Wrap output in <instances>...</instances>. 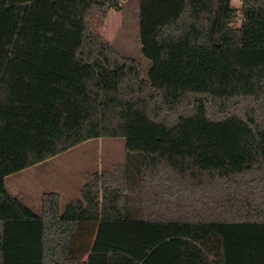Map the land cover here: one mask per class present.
I'll use <instances>...</instances> for the list:
<instances>
[{
  "label": "trees",
  "instance_id": "trees-1",
  "mask_svg": "<svg viewBox=\"0 0 264 264\" xmlns=\"http://www.w3.org/2000/svg\"><path fill=\"white\" fill-rule=\"evenodd\" d=\"M127 1L0 0V264H264V0H140L147 79L100 32ZM118 137L63 209L6 187Z\"/></svg>",
  "mask_w": 264,
  "mask_h": 264
},
{
  "label": "rangeland",
  "instance_id": "rangeland-1",
  "mask_svg": "<svg viewBox=\"0 0 264 264\" xmlns=\"http://www.w3.org/2000/svg\"><path fill=\"white\" fill-rule=\"evenodd\" d=\"M231 4L233 7L242 5L238 0H232ZM139 12L140 0H128L121 10L110 11L100 32L122 55L137 59L147 79L152 62L142 51ZM125 158L124 138L92 139L41 165L9 175L5 184L9 192L38 213L42 211L45 193L65 189L63 209L68 201L80 196V180L86 181L92 172L123 163Z\"/></svg>",
  "mask_w": 264,
  "mask_h": 264
},
{
  "label": "crops",
  "instance_id": "crops-1",
  "mask_svg": "<svg viewBox=\"0 0 264 264\" xmlns=\"http://www.w3.org/2000/svg\"><path fill=\"white\" fill-rule=\"evenodd\" d=\"M46 162V161H45ZM44 163V162H43ZM43 163H41V164H43ZM41 164H39V165H41ZM85 177V176H84ZM85 181H83V180H80V182H78V185H79V187L81 188V186H82V184L84 183ZM66 191L67 190H61V192L59 191V192H57V191H54V192H56V193H58V194H60L61 195V198L64 196V195H66ZM53 192V191H52ZM80 193V192H79ZM15 195V194H14Z\"/></svg>",
  "mask_w": 264,
  "mask_h": 264
},
{
  "label": "built area",
  "instance_id": "built-area-1",
  "mask_svg": "<svg viewBox=\"0 0 264 264\" xmlns=\"http://www.w3.org/2000/svg\"><path fill=\"white\" fill-rule=\"evenodd\" d=\"M239 2H242L243 0H238Z\"/></svg>",
  "mask_w": 264,
  "mask_h": 264
}]
</instances>
